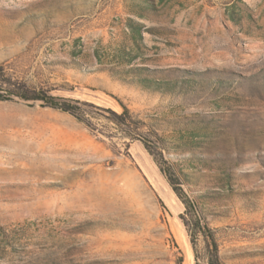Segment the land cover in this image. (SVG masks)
I'll use <instances>...</instances> for the list:
<instances>
[{"label": "rangeland", "instance_id": "rangeland-1", "mask_svg": "<svg viewBox=\"0 0 264 264\" xmlns=\"http://www.w3.org/2000/svg\"><path fill=\"white\" fill-rule=\"evenodd\" d=\"M0 91V264H264V0H0Z\"/></svg>", "mask_w": 264, "mask_h": 264}, {"label": "trees", "instance_id": "trees-1", "mask_svg": "<svg viewBox=\"0 0 264 264\" xmlns=\"http://www.w3.org/2000/svg\"><path fill=\"white\" fill-rule=\"evenodd\" d=\"M21 97L29 99V98H33V99H40V100H44V102L53 107V108H57V109H61L62 111H66V112H70L73 115H76L78 117V105L77 104H72L71 102H76V103H81L84 105H89V106H95L93 103H89L86 101H80L77 99H67V98H62V97H56V96H52V95H48V96H40V95H35V96H27V95H21ZM12 99L10 95H8L7 93H3L2 91H0V100H9ZM123 112L121 114H117L113 111L110 110V112H112L117 120V122H119L120 124L124 125L127 128H131L132 125V121H131V114H130V110L129 108H127L125 105H123ZM127 117V119L125 118ZM80 118V117H79ZM145 146L147 147V149L154 154V152L152 151L150 145L145 141ZM162 172L168 177L170 183L173 185V187L175 188V190L177 191V193L179 195H181L182 193L179 191H183L182 188V183L180 184V187L176 186V180H181V178L183 176H186V173H184V171H179L180 175L179 177H177L176 179L170 174L168 173V170L165 169L164 167L161 168ZM180 188V189H179ZM186 202V212L185 214H183L181 217L183 218L185 224L191 228L190 230L192 232V242L194 243V236H197L199 234H202L207 242V246H208V250L211 253V257L208 261V264H224L219 256V247L215 238V235L213 233V231L211 229H208L209 231H207L208 227V223L204 221V216L202 214V209L198 206V204L196 203V201L191 198L190 196H188V199ZM187 215L190 216V218H187Z\"/></svg>", "mask_w": 264, "mask_h": 264}, {"label": "bare ground", "instance_id": "bare-ground-1", "mask_svg": "<svg viewBox=\"0 0 264 264\" xmlns=\"http://www.w3.org/2000/svg\"><path fill=\"white\" fill-rule=\"evenodd\" d=\"M187 256H189V254H187ZM191 257V256H190ZM189 264H192V263H189Z\"/></svg>", "mask_w": 264, "mask_h": 264}, {"label": "water", "instance_id": "water-1", "mask_svg": "<svg viewBox=\"0 0 264 264\" xmlns=\"http://www.w3.org/2000/svg\"><path fill=\"white\" fill-rule=\"evenodd\" d=\"M40 100V99H39Z\"/></svg>", "mask_w": 264, "mask_h": 264}]
</instances>
